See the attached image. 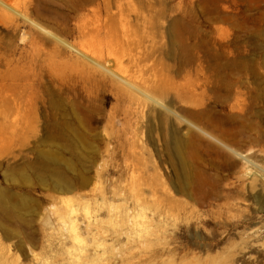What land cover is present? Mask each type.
Here are the masks:
<instances>
[{
	"label": "rangeland",
	"instance_id": "1",
	"mask_svg": "<svg viewBox=\"0 0 264 264\" xmlns=\"http://www.w3.org/2000/svg\"><path fill=\"white\" fill-rule=\"evenodd\" d=\"M0 264H264V0H0Z\"/></svg>",
	"mask_w": 264,
	"mask_h": 264
},
{
	"label": "bare ground",
	"instance_id": "2",
	"mask_svg": "<svg viewBox=\"0 0 264 264\" xmlns=\"http://www.w3.org/2000/svg\"><path fill=\"white\" fill-rule=\"evenodd\" d=\"M87 59H88V61H92L93 62V60L94 59H91V58H88V57H86ZM95 63V62H94ZM98 65V64H97ZM147 95V94H146ZM147 97V96H146ZM244 159V158H243ZM70 191V190H69ZM73 223V222H72ZM73 231H74V238L75 239H79V233H78V229H77V227H75L74 225H73Z\"/></svg>",
	"mask_w": 264,
	"mask_h": 264
}]
</instances>
